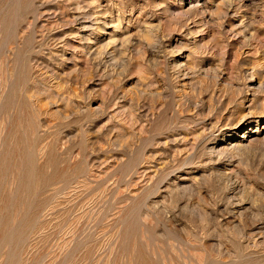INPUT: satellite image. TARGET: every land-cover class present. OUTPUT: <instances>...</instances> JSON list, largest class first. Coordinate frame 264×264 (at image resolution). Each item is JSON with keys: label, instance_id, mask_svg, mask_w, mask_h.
Listing matches in <instances>:
<instances>
[{"label": "rangeland", "instance_id": "obj_1", "mask_svg": "<svg viewBox=\"0 0 264 264\" xmlns=\"http://www.w3.org/2000/svg\"><path fill=\"white\" fill-rule=\"evenodd\" d=\"M0 264H264V0H0Z\"/></svg>", "mask_w": 264, "mask_h": 264}]
</instances>
